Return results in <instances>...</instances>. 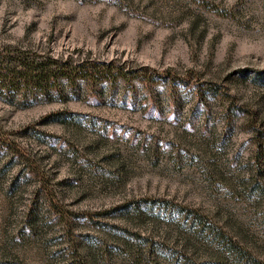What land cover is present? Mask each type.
I'll return each mask as SVG.
<instances>
[{"label": "rangeland", "instance_id": "rangeland-1", "mask_svg": "<svg viewBox=\"0 0 264 264\" xmlns=\"http://www.w3.org/2000/svg\"><path fill=\"white\" fill-rule=\"evenodd\" d=\"M0 51V264H264V0H0Z\"/></svg>", "mask_w": 264, "mask_h": 264}, {"label": "trees", "instance_id": "trees-1", "mask_svg": "<svg viewBox=\"0 0 264 264\" xmlns=\"http://www.w3.org/2000/svg\"><path fill=\"white\" fill-rule=\"evenodd\" d=\"M0 58V79L3 80L5 84H8V80H10L9 82H14L16 79L29 82L32 80V74L38 70H40V74H44L46 66L44 63H38L35 60H33V62H28L27 64L21 62L18 63L15 60H12L10 56L6 57L3 51H0ZM22 75H24V77H22ZM9 85H11V83ZM19 85L20 82L14 85V88L17 90Z\"/></svg>", "mask_w": 264, "mask_h": 264}]
</instances>
